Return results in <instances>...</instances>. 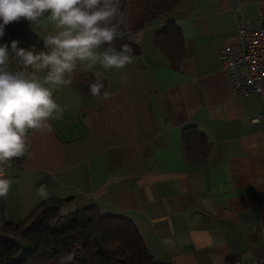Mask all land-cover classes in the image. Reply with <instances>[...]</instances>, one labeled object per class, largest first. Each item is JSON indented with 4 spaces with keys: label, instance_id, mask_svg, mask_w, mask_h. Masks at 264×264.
Returning a JSON list of instances; mask_svg holds the SVG:
<instances>
[{
    "label": "crops",
    "instance_id": "0c3cea01",
    "mask_svg": "<svg viewBox=\"0 0 264 264\" xmlns=\"http://www.w3.org/2000/svg\"><path fill=\"white\" fill-rule=\"evenodd\" d=\"M261 8L264 0H182L136 32L133 64L107 71L78 64L73 83L53 92L63 113L50 121L52 132L30 134L31 156L8 173L7 220L59 198L65 212L97 204L130 218L157 261L264 258V83L237 96L219 57L223 47L244 44L238 22L259 26ZM170 21L183 35L178 68L156 44ZM17 23L40 40L55 32L46 20L34 31ZM9 68L17 71L13 60ZM97 72L108 99L82 83ZM190 124L210 141L205 161L187 158L182 133Z\"/></svg>",
    "mask_w": 264,
    "mask_h": 264
},
{
    "label": "clouds",
    "instance_id": "9594fccd",
    "mask_svg": "<svg viewBox=\"0 0 264 264\" xmlns=\"http://www.w3.org/2000/svg\"><path fill=\"white\" fill-rule=\"evenodd\" d=\"M21 19L31 22L33 31L46 20L55 32L43 39L46 51L19 47L18 40L0 44V164L30 157V134L52 132L50 121L63 113L53 92L73 83L78 64L88 68L100 65L107 71L135 62L128 44L119 51L113 46L123 23L121 0H0V38L7 25ZM12 60L34 71H11ZM40 72H44L42 79L36 75ZM94 75L89 91L93 97H101L103 74ZM109 96L103 91L101 98ZM9 186V181L0 179V197L7 194ZM39 194L45 196L43 188ZM73 258L69 253L61 258V264Z\"/></svg>",
    "mask_w": 264,
    "mask_h": 264
},
{
    "label": "trees",
    "instance_id": "16d2710c",
    "mask_svg": "<svg viewBox=\"0 0 264 264\" xmlns=\"http://www.w3.org/2000/svg\"><path fill=\"white\" fill-rule=\"evenodd\" d=\"M182 0H123L122 28L140 31L161 14L170 11ZM18 40L19 47L46 51L43 39L31 35L26 24L13 22L6 26L2 44ZM128 44L138 53V44L131 39L118 38L113 46L120 49ZM156 44L168 55L172 65L180 66L185 53L181 27L168 22L156 32ZM17 71L31 74L13 60ZM84 75V74H83ZM95 75H84L83 85L89 90ZM182 140L187 158L205 161L210 141L196 124L183 128ZM25 157V156H24ZM24 157L6 164L7 175ZM65 199H44L28 216L11 222L5 216L4 196L0 197V264H61V258L72 253L65 264H169L157 261L148 252L142 235L134 222L123 215L104 213L97 204L75 208L64 213Z\"/></svg>",
    "mask_w": 264,
    "mask_h": 264
},
{
    "label": "built area",
    "instance_id": "2783aa9c",
    "mask_svg": "<svg viewBox=\"0 0 264 264\" xmlns=\"http://www.w3.org/2000/svg\"><path fill=\"white\" fill-rule=\"evenodd\" d=\"M259 20V26H254L246 20H240L238 28L244 44L225 46L219 53L222 65L229 70L232 90L237 96L262 90L264 83V8L259 10ZM118 31L119 38H121L120 36L125 34L121 24ZM7 176L6 164H0V179L6 180ZM235 264L242 263L237 259ZM245 264H264V258Z\"/></svg>",
    "mask_w": 264,
    "mask_h": 264
},
{
    "label": "water",
    "instance_id": "95a60500",
    "mask_svg": "<svg viewBox=\"0 0 264 264\" xmlns=\"http://www.w3.org/2000/svg\"><path fill=\"white\" fill-rule=\"evenodd\" d=\"M123 1V0H122ZM125 32V31H124ZM138 33L134 32V33H131V32H125V34H123L122 36H120L121 38H124V39H134L135 36H137Z\"/></svg>",
    "mask_w": 264,
    "mask_h": 264
},
{
    "label": "rangeland",
    "instance_id": "374dc122",
    "mask_svg": "<svg viewBox=\"0 0 264 264\" xmlns=\"http://www.w3.org/2000/svg\"><path fill=\"white\" fill-rule=\"evenodd\" d=\"M121 6H122V0H121ZM122 8V7H121ZM121 28H122V25H121ZM123 29V28H122ZM124 30V29H123ZM125 32H135V31H126V30H124ZM64 213H66L65 211H64Z\"/></svg>",
    "mask_w": 264,
    "mask_h": 264
}]
</instances>
